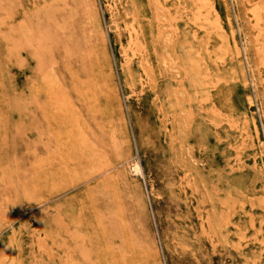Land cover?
Here are the masks:
<instances>
[{
    "label": "rangeland",
    "instance_id": "obj_1",
    "mask_svg": "<svg viewBox=\"0 0 264 264\" xmlns=\"http://www.w3.org/2000/svg\"><path fill=\"white\" fill-rule=\"evenodd\" d=\"M0 264H264V0H0Z\"/></svg>",
    "mask_w": 264,
    "mask_h": 264
},
{
    "label": "bare ground",
    "instance_id": "obj_2",
    "mask_svg": "<svg viewBox=\"0 0 264 264\" xmlns=\"http://www.w3.org/2000/svg\"><path fill=\"white\" fill-rule=\"evenodd\" d=\"M258 6V5H257ZM256 6V7H257ZM259 8H260V6H259ZM257 10H258V7H257ZM256 13H257V11H256ZM254 15H255V13H253ZM132 37V36H131ZM126 55V54H125ZM125 57H128V55H126ZM13 93V92H12ZM129 165V169H130V171L132 172V173H134V174H142V171H141V167H140V165H139V163L137 162V161H133V162H131L130 164H128ZM21 169V168H20Z\"/></svg>",
    "mask_w": 264,
    "mask_h": 264
}]
</instances>
